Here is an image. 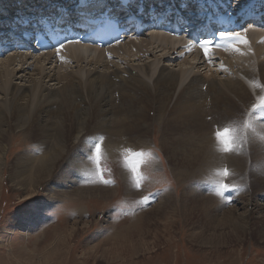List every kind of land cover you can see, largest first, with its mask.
<instances>
[{"label": "bare ground", "instance_id": "6f19581e", "mask_svg": "<svg viewBox=\"0 0 264 264\" xmlns=\"http://www.w3.org/2000/svg\"><path fill=\"white\" fill-rule=\"evenodd\" d=\"M16 1L0 0V31L5 28V21L22 23L23 17L20 21L13 19L20 12L27 13L24 15L31 22V34L43 29L48 32L54 28L53 19L47 14L42 18L36 8L41 9L49 2L48 11L56 4L60 11H65L68 0H22L21 5ZM236 3L245 7L252 1L237 0ZM67 16L65 14L64 18ZM247 34L249 42L245 45L242 43L240 50L245 54L232 56L230 53L226 60L225 54L234 46L233 43L227 49H222V46L214 49L209 47L210 51L205 55L203 49H196L189 41L172 37L165 31L143 33L137 39H128L112 47L72 43L65 45L59 52L38 53L33 47H26L3 54L0 56V175L6 174L7 162L10 165V177L40 182L39 185L50 191L46 197H50L54 191L73 182L78 172L84 173L83 177L87 180L99 178L96 174L97 165L89 159L94 154L89 147L104 143L110 152L123 147L140 149L151 143L152 129L159 124L163 145L172 161L173 167H170L175 176L181 180L186 177L187 181L190 178L187 176L195 168L199 171L198 175L210 173V180L203 185L212 192L215 186L213 180L221 178L216 176V172L219 168H227V177L234 176L235 180L240 181L239 190L244 196L246 183L243 174L246 169L249 170V163L247 160L242 161L247 158V154L241 151L244 147L238 143L245 147L252 145L256 152L251 148L256 154L253 157H259L261 161L264 159V120L261 118V123L256 113L246 112L248 109L250 111L252 105L245 98L249 90L243 88L244 81L255 77L257 66L264 74V66L260 65L264 64V58L259 49L264 48V27L263 30L247 31L244 35L241 33L243 37ZM26 37L28 40L29 36ZM249 43L254 46V52H248ZM253 53H259V58ZM216 54L219 55L217 59L224 60V63L218 64L220 70L211 68L216 66V63L212 64ZM145 55L153 59L135 65L134 62L140 61ZM126 56H132L135 60L124 58ZM202 70L207 73L203 74ZM255 88L260 97L264 96L258 83ZM245 120H250L251 128H242ZM258 122L261 124L258 125ZM224 127L241 129L239 134L243 137L237 142L238 147L227 153L219 150L215 136L216 131ZM189 132L195 134L192 139L187 137ZM13 140L18 141L19 147L24 142L26 145L35 144L34 152L31 154L30 151V155L28 151L17 152L9 159V142ZM131 175L128 173V176ZM259 176L258 182L262 186L264 177ZM10 179L15 180L17 187L20 186L18 180ZM129 182L134 189L129 190L138 195L131 179ZM102 183L89 184L90 193L93 194L91 198L106 199L109 195L111 188H105ZM63 192L71 195L76 190ZM204 193L201 191L194 195L186 192L187 197L182 194L179 204L173 202L176 194L168 193L164 199H170L165 201L164 205L167 206L162 207L160 214L171 219L176 215L172 220L178 217L190 222L195 214L203 212L207 220L219 225L228 223L237 230L243 231L250 225L249 218L255 216H249L250 211L238 219L235 215L236 206L226 207L215 200L212 193ZM40 194V191H33L21 204H27ZM253 197L246 198L249 205L250 201H258L256 198L252 201ZM242 198L240 195L235 201L239 200L240 204L243 201L241 205L247 207L248 202ZM258 210L256 208L255 213L264 212V209ZM152 214L148 212L144 215L146 221H142L140 228L146 226ZM260 235H264V232L261 231ZM191 236L194 239L196 235L193 233Z\"/></svg>", "mask_w": 264, "mask_h": 264}, {"label": "rangeland", "instance_id": "374dc122", "mask_svg": "<svg viewBox=\"0 0 264 264\" xmlns=\"http://www.w3.org/2000/svg\"><path fill=\"white\" fill-rule=\"evenodd\" d=\"M244 38L247 43L242 41L234 44L226 52L224 60L229 58L228 54L230 53L232 56L245 54L242 52L243 50H240L243 47L242 43L248 44V34ZM262 38L264 39V36ZM249 44L248 52H254V46L252 43ZM257 47L256 45V49ZM222 49H226V47H222ZM259 49L261 57L264 58V48L259 47ZM252 55L259 58V53ZM217 56L219 55L216 54L215 61L212 62V64L216 63V66L211 68L220 70L221 66L218 64L224 63V60L223 58H218V60ZM124 58L135 60L132 56ZM152 59L153 57L145 55L140 61L134 63L139 65ZM260 65L264 66L263 63ZM223 67L222 69H224ZM210 72L208 73L210 74ZM202 73L207 72L202 70ZM263 78V71L257 66L255 77L244 81L243 88L250 92L245 98L250 100L252 106L257 103L260 97L255 84L258 83L262 87L261 91L264 92ZM251 108L246 112L252 113ZM255 113L264 120V113L259 111ZM160 130L159 124L154 125L150 135L151 143L147 146L142 144L144 147L140 149H132L134 152L145 153L139 167L142 177L140 187L138 189L135 187L139 192L138 195L131 192L134 190L129 182L130 179L132 180V175L124 165L126 147L110 152L104 143H100L99 180L95 178L94 181V179L88 178V181L83 177L84 173L78 172L74 181L68 183L69 187L65 186L61 190L54 191L50 197H46L50 191L39 185L40 182H28L23 177L17 179L10 177V165L6 162V174L0 175V264H264V235H260L261 231L264 232V221H262L264 212L260 211V209H264V205H260L261 202L264 203V185L261 186L258 182L259 175L264 177V159L261 161L259 157L254 158L256 154H253L252 145L248 146V150V147L238 143L244 147V150L241 151L247 154V158H243L242 161L247 160L250 164H248L249 170L246 169L243 174V180L246 183L244 196L239 190L240 181L235 180L232 176L225 178L226 182L229 185L238 186L221 198L215 192L216 186H213V191L209 192L203 185L205 181L210 180V173L201 176V174L198 175L199 171L195 168L194 173L192 171V175L190 173V176H187V178L190 177L187 181L186 177L185 180H181L182 178L179 179L173 174L171 168L173 164H171L172 161L163 145ZM192 135L195 136L193 132L191 134L189 132L187 137L192 139ZM9 144L11 146L9 159L14 157L17 152L28 151L27 154L30 155L35 150L33 143L26 145L24 142L19 147L18 141L13 140ZM85 146L87 145L85 144ZM89 150L93 153L94 148L89 147ZM112 152L117 153L113 154ZM128 173L131 176H128ZM256 173L258 174L256 175ZM10 178L18 180L20 186L17 187L15 180L12 181ZM103 180L110 181L107 184L102 183L105 184V188H108L107 186L111 188L109 195L106 196V199L91 198L93 194L90 193L89 184L94 185V183H100ZM37 187L40 189H36ZM35 190L40 191L41 194L32 198L30 200H34L32 203L28 204L29 201L27 204H21V201ZM66 190H76V193L69 195L63 192ZM201 191L205 192V195L212 193L215 195L214 199L226 207L236 206L235 215L238 219L242 214L250 211L249 216L255 215L254 218H249L250 225L243 231L237 230L228 223L219 225V223L207 220L203 212L195 214L190 222H184L182 218L178 217L172 220L176 215H173L171 219L170 216L164 218L160 214L162 207L167 206L164 205L165 201L170 199L169 197L164 199L168 193L176 194L173 202L179 204L182 194L187 197L186 192L195 195ZM239 194L245 202L250 196H254L252 201L255 198L258 201L254 203L250 201V205L247 201V207L243 206L241 205L243 201L241 204L238 203L239 200L235 201L240 196ZM145 196L149 197V202L140 204L139 201ZM220 199L222 200L220 201ZM226 200H230V202H226ZM38 207L43 209L42 214L36 213L35 209ZM256 208L259 209L260 214L255 213ZM148 212L154 214L147 220L146 226L140 228L142 221H146L144 215ZM212 212L215 213L214 210ZM133 220L138 221L134 224ZM131 222L134 225L130 224ZM128 227L131 228L130 234ZM126 229L127 231H125ZM131 230H135L134 233ZM193 233L196 235L194 239L191 236Z\"/></svg>", "mask_w": 264, "mask_h": 264}, {"label": "snow or ice", "instance_id": "6c2138e0", "mask_svg": "<svg viewBox=\"0 0 264 264\" xmlns=\"http://www.w3.org/2000/svg\"><path fill=\"white\" fill-rule=\"evenodd\" d=\"M219 36L226 40L231 39V40L243 41L244 43H247L246 39L241 35L240 32H223L222 31L219 33ZM68 42H71V41H68ZM211 44H212V41L210 40L200 41V46L203 49L205 55L209 53L210 51L209 45ZM63 47H64V44L60 43L59 47L57 48V52H59ZM257 111L264 113V96L259 97L257 103H255L252 106V114H255V112ZM251 127L252 125H251L250 120H245L243 123V128L248 129ZM240 131L241 129H237L234 127H224L222 130H217L215 133V136L217 139V143L219 145V150L225 153L235 150V148L238 147L237 142L243 139V137L239 134ZM144 156H145V153L142 151L134 152L131 149L125 150L124 165L131 172L132 181L135 187L137 188L140 187V180L142 179L141 174L139 172V167H140V164L142 163ZM89 159L93 160V162L97 165L98 171L96 174L99 175V164L101 160V144L100 143H95L94 154L89 156ZM228 175H229V170L227 168L218 170L216 172V176L221 177V178L213 180V183L216 186L215 192L221 198H224L227 192L237 187V186L229 185L226 182L225 178ZM102 182L105 184L110 183V181H107V180H103ZM148 202H149L148 196L143 197L142 200L139 201L140 204H147ZM226 202H230V200H226ZM35 211L37 214H42L43 209L38 207L35 209Z\"/></svg>", "mask_w": 264, "mask_h": 264}]
</instances>
